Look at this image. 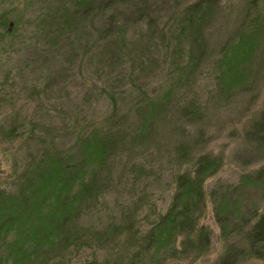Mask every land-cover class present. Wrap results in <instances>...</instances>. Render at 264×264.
<instances>
[{
  "label": "rangeland",
  "instance_id": "rangeland-1",
  "mask_svg": "<svg viewBox=\"0 0 264 264\" xmlns=\"http://www.w3.org/2000/svg\"><path fill=\"white\" fill-rule=\"evenodd\" d=\"M205 1L0 0V264L139 263L200 161L215 167L191 224L157 237L153 263L264 264L246 240L264 217V161L244 147L264 111V0L192 16ZM98 142H113L104 158ZM76 206L65 243H51L53 218Z\"/></svg>",
  "mask_w": 264,
  "mask_h": 264
},
{
  "label": "trees",
  "instance_id": "trees-1",
  "mask_svg": "<svg viewBox=\"0 0 264 264\" xmlns=\"http://www.w3.org/2000/svg\"><path fill=\"white\" fill-rule=\"evenodd\" d=\"M93 1V0H90ZM206 2H210L211 4L213 3V0H206L205 2H198L196 4H194L193 6H191L189 8V12L192 14V16L195 15V17H199L200 19H202L208 12V8L209 6H211L210 4H207ZM85 3L86 0H85ZM205 4V5H203ZM88 4H85V6H87ZM204 7V8H203ZM78 8L77 6L74 7V5L72 7H70L71 12H73L71 15H69V20H73L72 15H75L77 12ZM103 143H106L103 144ZM113 147V142H111L109 145L107 142H102L101 143L98 142V146L96 147L97 149V154H99L101 157L104 158V153H106L107 151L111 150ZM244 147L248 152H252L255 153L257 157H259L260 160L264 161V111L261 114L259 121H257L246 133V137H245V143H244ZM93 150V151H96ZM96 160V159H95ZM204 160V159H201ZM258 160V159H257ZM200 161V160H199ZM98 162H94V164H97ZM83 162H79V163H62V166H60V169H64L67 173H69L70 175L74 176L75 174H78L80 172V170L83 167ZM199 169H197V171L195 172V177L191 180L187 179L186 177H180L178 180V186H177V193L175 196V199L173 201V204L169 210V212L161 219V221L159 222V224H157V226H155L152 231H151V235L149 237L150 239V243L148 245V247L145 249V255L143 254L141 256V261L138 262H131L130 264H154L153 263V257L149 256V252L150 249L153 247V245L156 243L157 241V237L158 236H162L163 238V234H165V238H161V242H165L166 240L169 241V235L173 234V231H175L176 228H178V232L179 234L181 232H183L184 228L188 227V225L190 226V216H189V209L193 206L198 204V202L201 199L202 194L200 193V187H201V183L205 178L206 174H210L211 171L210 169H212L213 167H215V163L211 162V161H200L199 162ZM260 171V170H259ZM257 172L258 176L260 175L261 172ZM58 172H55V178H57ZM62 175L59 177L61 178ZM257 179V177H256ZM72 178L71 177H62L61 179H59L58 181L55 180L56 182V193H58V198L63 199L68 197V193L72 187ZM76 182V181H75ZM80 182V181H78ZM77 182V183H78ZM90 183V181H88ZM88 185V184H87ZM79 186V183H78ZM84 186V184H82L81 186H79L80 191L82 189V187ZM89 189H93V185H89L88 187L84 188V194H86V196L88 195V193H90ZM83 194V193H82ZM80 195L79 191H76V193H72L70 192L69 194V202L71 204H77L78 200H76V197ZM76 201V202H75ZM29 201H27L26 198H24V207H25V213H28V206L27 203ZM63 208V207H62ZM62 208H59V212H61ZM81 209L79 207H75L74 212L71 215H67V214H63L62 216L59 215L57 216L58 220H56L55 218H53L51 224L53 225L52 227V233L47 234L48 236H51L52 239L56 238V241H51V243H56L57 241L61 240V242L59 244H63L65 243V239H66V235L68 236V232H67V224H69L72 220L74 221V217H76L77 213L80 211ZM61 216V217H60ZM27 217H25L24 219H22L23 221H25ZM13 221H15V219H13ZM10 224V223H9ZM14 224V222H13ZM10 226V225H9ZM4 227V226H3ZM66 227V228H65ZM19 226H16V224H14L12 229L9 230H14V229H19ZM3 228H0V232H2V236L3 239H5V237L10 233L8 230H6L7 233H4ZM54 231V232H53ZM162 235H161V234ZM177 234V233H176ZM31 236V235H30ZM45 236V238H47ZM67 240V239H66ZM246 240L248 243V246H250V256H254V257H263L264 253H262V251L258 248H255L257 245H262L264 248V217H259V219L257 220V223L253 226V228L246 234ZM22 245L20 244V248ZM27 247L23 248L22 252H25V254L28 255V259L34 255L35 253V249H33L31 252L26 251ZM197 251V253H204L206 248H207V236L206 235H201L199 240H198V244L195 247ZM21 249H20V253H21ZM229 257L228 255L221 257V259L219 260L218 264H232L231 262H229Z\"/></svg>",
  "mask_w": 264,
  "mask_h": 264
}]
</instances>
